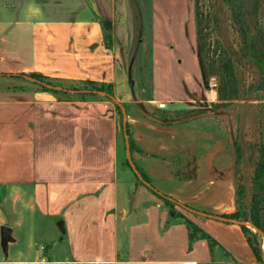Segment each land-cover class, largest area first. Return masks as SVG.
Wrapping results in <instances>:
<instances>
[{
    "label": "crops",
    "instance_id": "crops-1",
    "mask_svg": "<svg viewBox=\"0 0 264 264\" xmlns=\"http://www.w3.org/2000/svg\"><path fill=\"white\" fill-rule=\"evenodd\" d=\"M151 4L146 101L132 83L134 18L117 0H0V228L3 247L24 240L17 264L35 263L43 231L51 236L48 255L68 263L264 264L242 223L222 217L238 208L235 149L211 115L203 124L198 115L173 122L124 111L141 103L194 114L217 102V81L203 78L198 61L194 0ZM32 73L55 90L33 79L10 85ZM86 81L111 84L113 97L68 90ZM124 122L138 149L122 176ZM184 217L218 242L213 252L205 239L190 243Z\"/></svg>",
    "mask_w": 264,
    "mask_h": 264
},
{
    "label": "trees",
    "instance_id": "trees-1",
    "mask_svg": "<svg viewBox=\"0 0 264 264\" xmlns=\"http://www.w3.org/2000/svg\"><path fill=\"white\" fill-rule=\"evenodd\" d=\"M208 1L211 2L210 6L202 0H194L197 55L203 78L206 81L211 77L218 80L217 102L213 106L225 108L239 100H252L255 94L264 92V0ZM104 26L107 40H109V22H105ZM26 76L39 83L44 90H53L52 87H55L51 79L45 76L35 73ZM82 85L86 87L76 86L68 90H75L81 98L113 97L111 84L86 81ZM63 93L71 96L68 91ZM150 93L152 94V76ZM117 108L120 110V106ZM125 128L127 145L132 152L138 148L130 136L127 124ZM251 162L253 163V157ZM252 166L255 191L252 196L250 217L258 229H264V223L261 221L263 215H259L263 209L260 200L264 193V140L258 145V159ZM237 193L239 194L238 188ZM157 195L168 206L173 205L172 199L168 196L159 193ZM237 211L238 208L234 213L222 215V217L242 223V228L255 252L252 240L247 234V226L239 220ZM184 219L189 231L190 243L205 239L213 252L218 242L194 222L185 217Z\"/></svg>",
    "mask_w": 264,
    "mask_h": 264
},
{
    "label": "rangeland",
    "instance_id": "rangeland-1",
    "mask_svg": "<svg viewBox=\"0 0 264 264\" xmlns=\"http://www.w3.org/2000/svg\"><path fill=\"white\" fill-rule=\"evenodd\" d=\"M117 2L121 14L124 12L126 16L127 12L130 10L134 18L133 24L135 25V34L134 43L130 48V58L132 59L137 76L134 78L133 84L140 89L139 98L149 101L151 99L150 84L152 76L153 45L151 0H117ZM202 2H206L205 4L207 6H210L211 3L208 0H202ZM129 23V19H123L122 26L125 27V25ZM27 77L24 79H10V85L14 87L15 85L18 86V84H28V81H31L32 78L29 76ZM212 79L218 82L215 77L209 78V81ZM79 87L83 88L86 86L80 85ZM123 108L125 112L130 110L134 111L136 109L138 113L146 118L173 122L180 119V117L198 115L203 117L202 123L207 124V122L209 123L210 121H206L204 118L208 117L209 114L211 115L214 127L218 128L220 139H222L223 135H225V137L227 135L229 141L232 140L234 142L236 181L237 188L239 189L237 216L239 220L244 222L247 226V234L255 247L256 257L258 261L263 263L264 229H258L252 223L250 215L252 210V196L255 191L252 164L257 161L258 145L264 140V92L255 94L252 100H239L225 108H215L213 105H211L210 109H207L205 106L200 107L199 109L193 110L194 114H192L191 111H175L169 113L161 106L148 107L141 103L138 105L134 104L133 109H130V106H124ZM121 119L122 117H120V120ZM124 126H126L125 122ZM124 146V131H122V133L119 134V151L122 165L120 166L119 174L122 176L125 174V169L130 165V150L127 146L128 158L125 157ZM252 157L253 163L251 162ZM135 184L136 182L134 181L132 184L133 188H135ZM129 196L130 195H128V199ZM262 196V200L260 201L263 209H261L259 215H263L261 221L264 223V193H262ZM16 234L20 236L17 231ZM49 234L50 233L43 231L39 239L46 241L44 242L45 245H49L51 248L52 241L50 240L51 236ZM23 244L24 240L21 238L20 242L11 244L9 248L3 247L0 228V259L7 260L5 264H17L13 259L16 258L18 249L20 246H23ZM45 245L41 249V255L38 256L34 264H76L52 259L48 255L49 248Z\"/></svg>",
    "mask_w": 264,
    "mask_h": 264
},
{
    "label": "water",
    "instance_id": "water-1",
    "mask_svg": "<svg viewBox=\"0 0 264 264\" xmlns=\"http://www.w3.org/2000/svg\"><path fill=\"white\" fill-rule=\"evenodd\" d=\"M132 83H133V81H132ZM135 187H136V188L138 187V183H136ZM134 201H135V194L132 193V194H130V196H129V210H130V211H131L132 208H133ZM3 237H4L5 240L8 239V237H9V229H8L7 227H5V228L3 229Z\"/></svg>",
    "mask_w": 264,
    "mask_h": 264
}]
</instances>
